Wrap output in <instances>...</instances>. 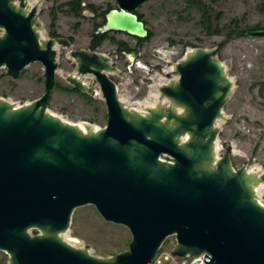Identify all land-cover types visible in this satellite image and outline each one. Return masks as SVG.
I'll return each instance as SVG.
<instances>
[{
  "label": "water",
  "instance_id": "95a60500",
  "mask_svg": "<svg viewBox=\"0 0 264 264\" xmlns=\"http://www.w3.org/2000/svg\"><path fill=\"white\" fill-rule=\"evenodd\" d=\"M145 1L115 0L95 30L144 37L148 28L134 10ZM37 14L38 1L0 0V66L17 78L39 60L44 76L43 92L29 102L0 97V250L8 264H148L169 235L175 255L209 251L208 264H264V203L256 191L264 173L235 168L231 143L217 153L218 119L234 85L217 46L176 61L178 78L161 83L162 101L144 111L119 98L108 74L118 71L112 51L71 48L77 73L66 80L106 105L103 126L82 128L48 109L56 43L71 41L43 37ZM244 34L264 35V27ZM139 51L137 44L129 54ZM87 72L99 90L80 76ZM86 203L127 226L126 248L99 256L62 238L75 207Z\"/></svg>",
  "mask_w": 264,
  "mask_h": 264
},
{
  "label": "rangeland",
  "instance_id": "374dc122",
  "mask_svg": "<svg viewBox=\"0 0 264 264\" xmlns=\"http://www.w3.org/2000/svg\"><path fill=\"white\" fill-rule=\"evenodd\" d=\"M36 1L40 34L52 36L49 33L51 8L57 6L54 28L58 35L72 37L69 45L56 43L58 66L55 71L58 83L71 85L66 74L77 73V70L69 50L91 49L94 23L102 18L97 12L89 11L87 4L93 3L100 11L115 6V0H83L78 14L67 9L68 5L63 3L66 0H28L30 4ZM210 4L213 5L211 27L192 0H146L137 10L142 13L152 34L142 41L135 56L117 51L116 44L109 38H105L95 50L113 52L112 63L118 71L108 74L116 83L119 98L127 107L144 111L146 106L162 101L161 83L178 78L179 75L173 71L176 61L195 47L217 46V55L234 81L232 92L223 106V116L218 119L217 153L222 155L227 144L231 143L235 168L244 164L250 170L264 173V35L233 34L220 46L228 30L237 24L241 27L255 24L264 27V0H218ZM2 31L0 28V33ZM109 34L126 40L130 46L138 42V38L120 30ZM80 76L92 84V73ZM43 89V64L39 60L25 65L17 78H12L6 73V67L0 66V97L19 105L35 99ZM163 100L169 102L168 98ZM48 109L83 126L89 122L98 128L106 122V105L101 95L86 97L57 85L52 88ZM262 191L257 193L264 203V189ZM34 230L31 228L30 232H36ZM61 236L75 246L87 245L93 254L108 256L126 248L131 234L127 226L104 219L93 204L86 203L75 207L70 226ZM174 240L175 235H169L163 243L165 248L174 246ZM0 260L8 264V254L3 250H0Z\"/></svg>",
  "mask_w": 264,
  "mask_h": 264
},
{
  "label": "trees",
  "instance_id": "16d2710c",
  "mask_svg": "<svg viewBox=\"0 0 264 264\" xmlns=\"http://www.w3.org/2000/svg\"><path fill=\"white\" fill-rule=\"evenodd\" d=\"M192 1H193V3L198 5V7L201 9V13L203 15L204 20L207 21L208 22V26L211 27L212 26L211 14H212V10H213V8H212L213 5L210 4V2L213 3V2H216L218 0H192ZM63 3L67 4L68 5L67 9L70 12L74 13V14H78L80 12V10L82 9V6H83V0H66ZM56 7L54 6V7L51 8V23H50V28H49V33L51 35H58L57 31L54 28V26H55V17H56V14H55ZM87 7H88L89 11L94 12V13L97 12V14L101 15V17H102L100 22H95L94 23L95 28H94V30L91 33L90 48L95 49L97 46H99L102 43V41L105 38H109L112 42H114L116 44V48H117V50L119 52L128 51V50L131 49L130 44L126 40L121 39V38L117 39L114 36L109 34L110 31H118L117 29H112V30L103 31V32H97L95 30L96 27L98 25H100L104 21L106 11L109 8H111L112 6H108L106 9H103V10H100V11H98L97 7L93 3H88ZM134 12L137 13L139 18L143 19L142 13H140L137 9H135ZM220 16H221V14L218 13V18H220ZM144 22H145V20H144ZM261 27H263V26L260 25V24L249 25L247 27H241L239 24H237L234 28L232 27L230 30H228L227 37L222 42H220V46H222L226 42L227 39H230L233 36V34L234 35H240V34H243L244 31L247 30V29L261 28ZM217 30L219 31L220 29H217ZM151 34H152L151 30L148 29V32H147V34L144 37H136V38H138L137 44L140 45L142 43V41L148 39L151 36ZM71 38L72 37H69L70 40H71ZM55 85L61 87L64 90L74 91V92H77V93H79V94H81L83 96L91 97L90 94H88L86 92H83V91L79 90L78 88H76V87H74L72 85L60 84L56 80H54L53 87ZM34 231H36V229ZM129 240L127 241V245H128ZM0 264H3L1 262V260H0Z\"/></svg>",
  "mask_w": 264,
  "mask_h": 264
},
{
  "label": "built area",
  "instance_id": "2783aa9c",
  "mask_svg": "<svg viewBox=\"0 0 264 264\" xmlns=\"http://www.w3.org/2000/svg\"><path fill=\"white\" fill-rule=\"evenodd\" d=\"M87 84L99 90V85L94 78L92 80V84L89 82H87ZM174 241H176V238ZM174 246L165 248L164 244H162V246L159 248V250L156 251L153 258L149 261L148 264H208L211 260V253L209 251H203L199 254L194 255H175L173 253Z\"/></svg>",
  "mask_w": 264,
  "mask_h": 264
},
{
  "label": "bare ground",
  "instance_id": "6f19581e",
  "mask_svg": "<svg viewBox=\"0 0 264 264\" xmlns=\"http://www.w3.org/2000/svg\"><path fill=\"white\" fill-rule=\"evenodd\" d=\"M151 95V94H150ZM150 100V99H149ZM153 102V101H152ZM145 106H146V104H145ZM144 106V107H145ZM79 124V123H78ZM82 128H84L83 127V125H81V124H79ZM264 189V183L262 182V183H260V184H258L257 186H256V191L259 193L260 191H262ZM263 192V191H262Z\"/></svg>",
  "mask_w": 264,
  "mask_h": 264
},
{
  "label": "flooded vegetation",
  "instance_id": "af4514ba",
  "mask_svg": "<svg viewBox=\"0 0 264 264\" xmlns=\"http://www.w3.org/2000/svg\"><path fill=\"white\" fill-rule=\"evenodd\" d=\"M137 45V44H136ZM136 45L135 46H131V49L128 50V51H121L120 53L122 54H129L130 51H132L134 48H136ZM92 49V48H91ZM117 49V48H116ZM118 51V50H117Z\"/></svg>",
  "mask_w": 264,
  "mask_h": 264
}]
</instances>
